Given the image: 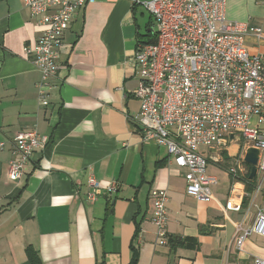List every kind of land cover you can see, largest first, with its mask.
Listing matches in <instances>:
<instances>
[{"label": "crops", "instance_id": "crops-1", "mask_svg": "<svg viewBox=\"0 0 264 264\" xmlns=\"http://www.w3.org/2000/svg\"><path fill=\"white\" fill-rule=\"evenodd\" d=\"M140 1L94 0L75 12L42 105L41 72L23 53L39 30L24 0H0V264H31L28 247L42 264H130L134 254L136 264L264 260L263 236L251 234L241 250L236 246V223L252 224L264 200V178L261 191L247 193L245 162L242 209L225 210L229 199H240L230 192L228 169L244 156L242 140L201 149L216 168L206 166L216 182L211 199L201 201L186 193L185 170L166 147L144 142L132 121L141 99L130 61L139 41L156 39L154 19ZM224 14L264 33V0H225ZM245 47L264 54V39L248 34ZM31 130L48 141L20 177H10L13 139ZM91 174L102 189L93 201ZM253 178L260 181L257 171ZM152 189L167 190V245L156 243Z\"/></svg>", "mask_w": 264, "mask_h": 264}, {"label": "built area", "instance_id": "built-area-1", "mask_svg": "<svg viewBox=\"0 0 264 264\" xmlns=\"http://www.w3.org/2000/svg\"><path fill=\"white\" fill-rule=\"evenodd\" d=\"M92 2L24 0L39 35L33 44L23 47V53L41 72L37 92L42 105L47 104L51 80L57 74L64 33L75 12ZM140 3L152 15L156 28L155 41H139L130 61L140 79L141 104L132 121L142 140L165 146L176 166L185 170L186 193L208 201L210 185L216 180L206 171L207 156L201 149H222L241 139L245 149L258 150L260 181L250 194L254 197L262 190L264 178V54H249L245 37L252 34L263 40L262 29L228 20L225 0ZM47 141V136L35 130L19 132L13 139L15 157L8 164V175L20 177L36 150ZM3 146L0 142V149ZM244 171L243 158H236L228 172L232 178L230 192L238 193L240 199L237 203L229 199L225 210L242 209ZM87 184V199L93 201L101 194V186L92 174ZM114 189V184L107 188L110 192ZM150 198L156 243L167 245V190L152 189ZM251 234L264 237V200L252 224L236 223L237 249L241 250ZM252 264H264V260L255 257Z\"/></svg>", "mask_w": 264, "mask_h": 264}, {"label": "trees", "instance_id": "trees-1", "mask_svg": "<svg viewBox=\"0 0 264 264\" xmlns=\"http://www.w3.org/2000/svg\"><path fill=\"white\" fill-rule=\"evenodd\" d=\"M154 41H155V38L151 39L149 42H154ZM254 180H255V178L245 179L247 193H251L253 191V189L255 187ZM246 199L247 198H245V200ZM27 255H28V258H29V261L31 264H42L40 258L37 255V252L35 250L31 249L30 247L27 248ZM136 262H137V256H136V254H134L130 264H136Z\"/></svg>", "mask_w": 264, "mask_h": 264}, {"label": "water", "instance_id": "water-1", "mask_svg": "<svg viewBox=\"0 0 264 264\" xmlns=\"http://www.w3.org/2000/svg\"><path fill=\"white\" fill-rule=\"evenodd\" d=\"M232 137L233 136L231 135L230 138ZM257 159H258V150L252 147L247 148L243 156V162H245L250 166V173H249L250 178H253L256 174Z\"/></svg>", "mask_w": 264, "mask_h": 264}, {"label": "rangeland", "instance_id": "rangeland-1", "mask_svg": "<svg viewBox=\"0 0 264 264\" xmlns=\"http://www.w3.org/2000/svg\"><path fill=\"white\" fill-rule=\"evenodd\" d=\"M238 140H239V138H238ZM237 153V149L235 150V154ZM212 168H214V166L212 167V165L211 164H207V171L209 172V170H211ZM214 169H216V168H214Z\"/></svg>", "mask_w": 264, "mask_h": 264}]
</instances>
